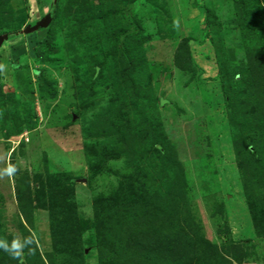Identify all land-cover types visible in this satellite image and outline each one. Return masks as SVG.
Masks as SVG:
<instances>
[{
  "label": "rangeland",
  "instance_id": "1",
  "mask_svg": "<svg viewBox=\"0 0 264 264\" xmlns=\"http://www.w3.org/2000/svg\"><path fill=\"white\" fill-rule=\"evenodd\" d=\"M239 9L255 11L252 39ZM48 13L49 27L26 31ZM6 34L0 240L26 246L23 261L0 248V264H102L96 213L132 187L146 202L129 215L149 218L152 199L169 220L179 179L178 215L202 242L191 264L206 240L232 264H264V220L249 202L264 205V83L243 80L247 47L264 49V0H0ZM169 148L181 173L161 157ZM70 216L87 226L81 239L57 228ZM117 227L101 238L122 249Z\"/></svg>",
  "mask_w": 264,
  "mask_h": 264
},
{
  "label": "trees",
  "instance_id": "2",
  "mask_svg": "<svg viewBox=\"0 0 264 264\" xmlns=\"http://www.w3.org/2000/svg\"><path fill=\"white\" fill-rule=\"evenodd\" d=\"M240 12H242L241 13L242 16L240 18V27L243 31V35L247 38L248 36L246 35V32L250 31L251 33L249 34V36L250 39H252L254 38L255 33H252L253 30L249 25L248 19L249 16H251L252 12L255 11H251V9L250 10L241 9ZM261 18H263V15L261 16ZM261 37L264 38V36ZM262 44L264 45V42ZM185 52L190 56L188 45L185 46ZM247 54H248L247 57L249 58L250 62H248L246 66L249 67L251 65L250 67H253L255 70L252 69L253 71L251 72V74L253 75L251 76L247 75L243 80L245 81V79H247L245 83L248 84L253 83V81L259 82L260 84L264 83V76L260 79L258 75V71L260 72V74L261 72L262 74H264V49H261L260 47L249 46V49L247 47ZM255 78L258 81L255 80ZM258 96H259L258 99L260 101L264 100V92H259ZM231 106L232 105H230V107ZM231 108L234 110L235 106H232ZM260 133H264V126L262 127V131ZM167 150L166 151L163 150L161 157L165 159V161L167 160L168 166L170 165L169 168L172 167L174 169V170L171 169V172L173 173V171H176L175 166H177V164L172 162V154L170 151L171 149L169 148ZM177 169H179L181 173L180 167L179 168L177 167ZM179 171H176L175 174L178 173ZM180 181L182 182V179H179L178 182H176V186H174L177 188L176 192H178L179 194L175 192V194L170 195V197L176 201L175 205L177 208L176 210L173 211V213L171 210L172 214L169 220L166 217V214L169 212L168 211L169 209L164 207L163 209L162 207H159V205H157L158 203L153 202L152 199H150L151 201L149 205L152 211H154L155 213L151 212L149 218L147 216L149 215V213L145 215L135 214V213L133 214L132 211L129 215L124 209L126 208L125 206L128 205V208H130L135 206L134 204H140L139 202L142 200H143L142 203L146 202L144 201L145 197L143 198L138 193H135L132 187H131V191L129 190L128 198H125L126 191L123 190L122 194L124 195V197L118 194V197H114L109 200L110 202L113 201L112 203H109L108 206L106 205L103 209H101L99 212L96 213L92 226H94L97 229L99 235L98 247L101 250L100 261L102 264H125V263L173 264L179 261H187L189 264H191L193 262V259L195 258L196 255L195 253L196 250L194 248L196 246L195 243L198 244V242L201 240L197 241V236L194 235L196 234L195 229L189 226L187 224L188 222L184 221L192 229V231L191 229H188L187 225L182 221V219L178 215L180 212L178 211V209H180L182 203L181 201L183 198V195H180V193L182 194V191H184L183 190L184 183L183 184L179 183ZM255 187L259 190V187H263V186L259 184V187L257 186ZM143 192L144 190H142V193ZM22 193L23 191L18 190V195L21 200V205L23 203ZM260 194H264V188L263 191L260 192ZM119 197L122 199L119 200ZM56 198L57 197L53 199L57 200ZM164 199L165 198H163V200ZM147 200L149 201V199ZM249 202H250L251 210H253V217L255 218V221H258L259 218L264 220V205L258 207L253 200H249ZM114 205L115 208H120L119 209L120 211L123 212L124 210L122 216L117 215V217H115V215L111 213V210L114 208ZM135 209L137 208L135 207L133 210ZM78 219L79 218L76 217L73 218V216H70L67 219H65L63 223L60 224L61 227L57 226V228L66 229V230L72 228L74 229L73 236L81 239V233L82 231H85L87 229V226L80 225ZM113 225L118 226L117 230L118 233H120L119 241L122 249L111 248L101 238V235L105 234L106 232L105 230L106 229L109 230L110 228H112ZM25 232L26 235L29 234L28 230ZM261 232L262 235H264V223ZM65 233H69V232L65 231ZM66 235L67 234L61 236L64 237ZM54 236H57L54 238H58L59 235H54ZM200 239L203 238L201 237ZM199 243L202 244V242ZM205 243H204L205 253L200 254L198 258L201 259L197 260V262L194 264H232L231 259H229L226 256H223V254L220 252L213 251L214 249L212 247H215L214 244H210V241L207 240ZM6 256L7 254L5 253V251L2 253L0 252L1 259L4 257L6 259ZM237 260L239 262H242L241 257H239ZM9 261H11L10 258L6 260L7 264Z\"/></svg>",
  "mask_w": 264,
  "mask_h": 264
},
{
  "label": "clouds",
  "instance_id": "3",
  "mask_svg": "<svg viewBox=\"0 0 264 264\" xmlns=\"http://www.w3.org/2000/svg\"><path fill=\"white\" fill-rule=\"evenodd\" d=\"M6 172L8 175H12L15 172V168L13 166H9ZM26 240L29 244L34 242L32 237H27ZM25 246L26 245L21 243L18 238L13 239L10 246L6 241L0 240V248H3L6 252H8L13 259L20 261H23V249ZM34 251V249L29 250L30 254H34Z\"/></svg>",
  "mask_w": 264,
  "mask_h": 264
},
{
  "label": "water",
  "instance_id": "4",
  "mask_svg": "<svg viewBox=\"0 0 264 264\" xmlns=\"http://www.w3.org/2000/svg\"><path fill=\"white\" fill-rule=\"evenodd\" d=\"M52 21V15L51 13H48L44 18H42L40 21H38L35 25L30 26L26 29L27 32H30L32 30L38 29V28H45L50 25ZM8 37V35H0V46L3 44L5 39Z\"/></svg>",
  "mask_w": 264,
  "mask_h": 264
}]
</instances>
